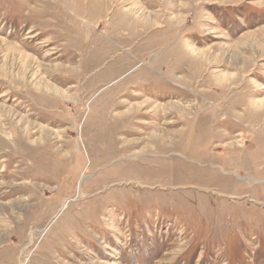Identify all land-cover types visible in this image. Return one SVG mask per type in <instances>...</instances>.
<instances>
[{
    "label": "rangeland",
    "instance_id": "1",
    "mask_svg": "<svg viewBox=\"0 0 264 264\" xmlns=\"http://www.w3.org/2000/svg\"><path fill=\"white\" fill-rule=\"evenodd\" d=\"M0 264H264V0H0Z\"/></svg>",
    "mask_w": 264,
    "mask_h": 264
},
{
    "label": "bare ground",
    "instance_id": "2",
    "mask_svg": "<svg viewBox=\"0 0 264 264\" xmlns=\"http://www.w3.org/2000/svg\"><path fill=\"white\" fill-rule=\"evenodd\" d=\"M58 10H59V9H58ZM133 10H134V11H135V10L137 11V10H139V8H137V9H134V8H133ZM133 10H130L129 12H131V13L133 12L132 14H135ZM136 11H135V12H136ZM65 14H66V13H65ZM139 17H140V18H139ZM138 19H139L140 21H142L143 24H150V23H148V22H143V21H145V20H144V18H142L139 14H138ZM84 21H85V24H90V23L88 22V20L85 19V18H84ZM166 25H167V26H165V28H166V27H171V25L168 24V23H166ZM169 25H170V26H169ZM181 26H182V25H181ZM171 28H172V27H171ZM183 28H184V27H180V28H179V29L181 30V32L183 31ZM172 29H173V28H172ZM96 30H97V29H96ZM124 35H125L129 40H131V41L134 39V37L131 36V33H129V34H124ZM105 36H106V35H105ZM93 38H94V37H93ZM193 41H194V40H193ZM114 42H115V41H114ZM115 43H116V42H115ZM117 45H118V44H117ZM127 50H128V49H127ZM128 51H129V50H128ZM129 52H130V51H129ZM189 72H190V71H189ZM189 72H187V76H190V75H191ZM194 73H195V72H194ZM187 76H182V78H180V79H181V80H185ZM194 76L196 77L197 75L194 74ZM176 85H178V84H176ZM181 86H182V85H181ZM181 86H180V88H181ZM177 87H179V86H177ZM183 88H184V86H183ZM235 89H237V88L234 87L233 89H231L230 92H228V94H229V93H233ZM224 92H225V91H224ZM226 94H227V92H226ZM184 99H185V98H184ZM184 99H183V100H184ZM170 104H172V103H171V102H166V103H165V105H170ZM197 104H199V103H197ZM174 105H175V104H174ZM176 110H177V109H176ZM221 110H222V109H221ZM179 112H180V111H179ZM179 112H178V113H179ZM196 115H197V114H196ZM225 115H226V114H225ZM227 118H228V117H227ZM225 119H226V118H225ZM237 121H238V120H237ZM235 123L238 124V125H241V124H239V123H237V122H235ZM149 126H150V125H149ZM243 126H244V125H243ZM241 128H244V127H241ZM244 129H246V128H244ZM178 131H179V130H178ZM180 131H181V130H180ZM164 132H165V134H166L167 132H168L167 134H170L169 131H167V132L164 131ZM176 133H178V132H176ZM176 133H174V134L177 135ZM174 134H173V135H174ZM228 134H230V133H228ZM173 135H172V136H173ZM151 136H152V138H153V137H154V133H152ZM156 136H157V135H156ZM235 136H236V135H235ZM240 136H241L242 138L244 137V135L241 134V133H240ZM158 138H159V137H158ZM144 142H145V141H144ZM238 142H239V140H238ZM235 143H236V142L233 141V144H235ZM238 144H239V143H238ZM239 145H240V144H239ZM240 147H244V146L240 145ZM235 148H236V147H235ZM116 154H117V153H116ZM201 164H202V163H201ZM65 208H66V204L63 206L62 209H65ZM218 237H219V236H218Z\"/></svg>",
    "mask_w": 264,
    "mask_h": 264
}]
</instances>
